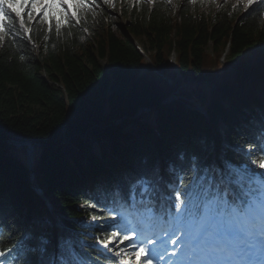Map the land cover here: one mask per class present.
I'll return each instance as SVG.
<instances>
[{
	"label": "trees",
	"instance_id": "obj_1",
	"mask_svg": "<svg viewBox=\"0 0 264 264\" xmlns=\"http://www.w3.org/2000/svg\"><path fill=\"white\" fill-rule=\"evenodd\" d=\"M170 1L95 0L99 7L60 34L54 22L51 32L31 22V39L7 13L0 39L6 264H49L56 252L58 264L113 262L97 241L125 223L111 219L117 212L174 213L177 192L197 203V194L229 187L259 192L255 179L263 170L252 161L264 156V0L245 12L244 0H174L178 11ZM184 98L195 99L208 118ZM13 139L42 146L36 172L52 213L32 189L25 162L7 152ZM93 216L111 225L92 224ZM53 218L68 229L56 239Z\"/></svg>",
	"mask_w": 264,
	"mask_h": 264
},
{
	"label": "snow or ice",
	"instance_id": "obj_2",
	"mask_svg": "<svg viewBox=\"0 0 264 264\" xmlns=\"http://www.w3.org/2000/svg\"><path fill=\"white\" fill-rule=\"evenodd\" d=\"M244 2L251 7L257 0ZM103 3L110 5L113 0H103ZM90 7L99 5L95 0H91V5L89 0H0V39L7 34L6 24L11 22L7 13L14 14L20 28L31 39V22L47 25L49 32L53 30L54 22L55 32L60 34L66 24L74 22L80 25L81 12H88ZM252 163L264 170V156ZM256 175L259 176V199L231 187L216 193L197 194L199 203L193 194L176 193L174 212L177 222H182L187 215L193 218L195 226L186 232L181 230L182 240L169 237L163 241L172 245L179 241L188 250L183 260H171L169 264H239L233 257L239 245L244 244L254 230L264 237V173ZM116 218L115 214L111 216L113 220ZM95 219L97 217L93 216ZM97 243L117 258L114 264H153L154 260H161L165 255L177 256L175 250L169 253L165 248L160 252L156 247H149L157 241L145 237L136 227L126 223L119 224L116 230L110 231ZM4 256L5 253L0 251V257Z\"/></svg>",
	"mask_w": 264,
	"mask_h": 264
},
{
	"label": "rangeland",
	"instance_id": "obj_3",
	"mask_svg": "<svg viewBox=\"0 0 264 264\" xmlns=\"http://www.w3.org/2000/svg\"><path fill=\"white\" fill-rule=\"evenodd\" d=\"M226 1L236 3L238 0H226ZM115 2H116V0H113L112 5H113ZM170 3H171L172 8H173L175 11H178V10H179V4H178L176 1L171 0ZM138 40H139V42H141L142 39L139 38ZM209 51H210V49H209ZM222 57H223L225 60L228 58V50H225V51H224V53L222 54ZM221 62H224V60L221 61ZM223 65H224V64H223ZM171 98H176V97L173 95V96H171ZM9 145H10V146H9ZM9 145H8V148H7V150H8L7 152H8L9 154L15 156L16 158L20 159L22 162H25V161H24V157H25V153H24L25 151H24V148H15V147L11 146L10 143H9ZM42 152H43V148H42V146L37 145L36 148H35V152H34V165H35V169L41 167V157H42ZM216 166H217V168L221 171V176H222V177H221V181L225 184V183L227 182V180L224 178V173H223V171L226 169V166H225L224 162H223L221 159H218ZM37 179H38V178H37ZM91 222H92V224H96V225L100 226L101 228H103V227H108V226L111 225L110 223H102V222L96 221V219L93 220V218H92ZM98 222H99V223H98ZM176 224H177L176 221L173 222V226H175V230L180 231V230L183 229L185 232L188 231V230L185 229V227H184L183 225H179V226L176 227ZM193 225L195 226V223L192 224L191 226H193ZM194 226H193V227H194ZM190 228H191V227H190ZM179 238H180V235H179ZM182 239H183V238H182ZM121 247H124V245H121Z\"/></svg>",
	"mask_w": 264,
	"mask_h": 264
},
{
	"label": "bare ground",
	"instance_id": "obj_4",
	"mask_svg": "<svg viewBox=\"0 0 264 264\" xmlns=\"http://www.w3.org/2000/svg\"><path fill=\"white\" fill-rule=\"evenodd\" d=\"M144 109V108H143ZM148 109V108H147ZM143 112V111H142Z\"/></svg>",
	"mask_w": 264,
	"mask_h": 264
}]
</instances>
